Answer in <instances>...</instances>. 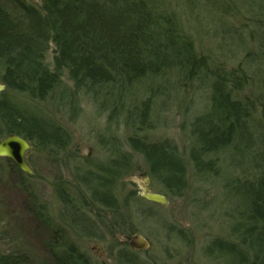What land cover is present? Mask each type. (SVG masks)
<instances>
[{"label":"rangeland","instance_id":"obj_1","mask_svg":"<svg viewBox=\"0 0 264 264\" xmlns=\"http://www.w3.org/2000/svg\"><path fill=\"white\" fill-rule=\"evenodd\" d=\"M23 2L0 0L10 19L24 17L26 4L43 10V0ZM156 3L161 16L174 21L180 40L194 43L198 57L221 61L226 78L242 77L238 78L243 80L241 86L240 81L234 84L235 98L247 99L253 88L264 102V53L256 49L262 40L261 27L255 22L257 15L264 16V0ZM47 24L53 36L50 19ZM54 49L55 43L50 41L48 51L42 52L45 70L57 74L46 99L38 101L7 88L0 93V99L12 102L14 110L42 114L64 135L62 148L52 145L28 152L32 174L0 158V255L20 253L29 264H59L57 257L72 250L82 253L83 262L69 255L67 261L61 259L63 264L264 261V195L259 192L264 187V167L258 166L264 165V159L256 161L254 157L264 156V123L259 111L263 104L258 98H251L258 103V120L234 115V123L238 119L241 127L230 140L216 141L217 132L209 130L213 129L210 122L216 127L211 97H215L218 74L207 63L169 57L157 61L160 67L155 63L157 71L147 79L125 84L116 78L117 82L112 80L108 86L102 82L90 86L72 79L65 65L58 63ZM115 105L116 111L109 108ZM242 107L244 115L248 106ZM137 112L148 115V126L138 125ZM210 135L216 142L208 143ZM130 137L166 145L171 157L184 167L182 172L169 173L180 181L174 194L151 177V191L166 194L167 205L142 198L147 161L142 151L130 144ZM123 157L131 163L126 173L121 170ZM196 158L201 161L199 171L194 169ZM92 178L96 182L101 178L99 190L109 197L104 206L93 203ZM249 180L253 184L249 183L248 191ZM257 192L263 196L256 198ZM239 220L243 224L236 228ZM137 234L149 242L148 247L134 241ZM231 243L239 253L232 252Z\"/></svg>","mask_w":264,"mask_h":264},{"label":"trees","instance_id":"obj_2","mask_svg":"<svg viewBox=\"0 0 264 264\" xmlns=\"http://www.w3.org/2000/svg\"><path fill=\"white\" fill-rule=\"evenodd\" d=\"M17 1L23 5L25 0ZM24 7L26 8L24 17L10 19L0 4V79L7 85V90L27 93L38 101L46 99L48 92L53 90L56 83L53 77L57 74H48L42 62L44 59L42 52L48 51L50 41L55 43L54 55L58 63L62 62L65 65L72 79L79 84L88 83L87 85L90 86L98 85L99 82L108 86L112 80L116 83L117 79L125 84L147 79L160 67L157 61H166L169 57H178L184 61L192 59L202 65L208 63L207 57L197 56L196 47L191 40H180L176 30L173 29L174 21L171 17L165 19L156 10L158 7L156 0H43V10H36L28 4ZM49 19L54 31L53 36H50L47 24ZM260 36L264 39L262 30ZM185 50L187 54L184 53ZM200 69L204 68L200 67ZM161 71L158 72L165 75L166 72ZM194 74L190 72V75ZM232 78L234 77L228 79ZM237 81H240V85L243 82L241 79H235L232 84ZM213 91L215 97H211V104L215 113L218 114L217 111L223 109L221 124L234 123V115L238 117L239 113L243 112L240 111L241 108L243 109L242 106H248L246 116L248 110L254 108L248 98L238 99L240 102H231L232 98H229L228 94L230 92L224 86ZM105 93L107 94L108 91ZM109 108L115 111L117 109L116 105ZM134 116L138 118L139 126H148V115L137 112ZM210 125L215 127L212 122ZM9 133L25 136L38 148L52 145L62 148L64 143L61 141L64 135L58 125L42 114L26 109L24 112L16 111L12 102L1 98L0 139ZM229 134L230 132H217L215 140H227L230 138ZM134 138L136 137H130L129 142L136 150L142 151L147 161L146 173L167 188V192L177 193L180 187V184H177L180 181L169 173L182 172L184 167L171 157L166 145H154L143 137H140V141ZM213 140L210 135L208 143L216 142ZM55 149L59 148L55 147ZM123 158L121 170L126 173L131 163L126 157ZM258 166L262 165L258 163ZM101 178L106 177L101 176ZM101 178H98L97 182L92 178L93 187L90 189L93 203L104 206L105 201H109V197L103 196L99 190L98 182ZM253 182L257 183L258 179ZM249 183L253 184L250 180L247 182L248 191L251 188ZM251 191L249 195L252 194ZM259 192L264 195V187ZM263 195L257 192L256 198ZM138 199L141 202V199ZM250 203L254 208L255 204L252 201ZM256 209L259 211L258 207ZM248 232H251V229H248ZM246 236L248 233L245 232ZM228 247L233 248L232 252L239 253L235 245L232 244L231 247L229 244ZM72 252L68 255H59L57 257L59 264H63L61 259L67 261L66 256L69 255H75L81 263L83 262L82 253L73 250ZM243 257L248 260V253ZM263 262L256 258L252 264H263ZM0 264H29V262L24 256H20V253H9L0 255Z\"/></svg>","mask_w":264,"mask_h":264},{"label":"bare ground","instance_id":"obj_3","mask_svg":"<svg viewBox=\"0 0 264 264\" xmlns=\"http://www.w3.org/2000/svg\"><path fill=\"white\" fill-rule=\"evenodd\" d=\"M255 22L258 24V26L259 27H264V16H260V15H257V17H256V20H255ZM264 28H261L260 30H263ZM253 30V29H252ZM258 29H255V31H257ZM249 31H251V30H249ZM264 32V31H263ZM248 36H252V37H255V35L253 34V33H248ZM264 36V35H263ZM262 40V45H258L257 47H256V49H258V52L259 53H264V39H261ZM209 57H214V55H212V56H209ZM208 63V65H209V67L212 69V68H214L215 69V74H218V75H216V77H215V81H214V87H213V89L215 90V89H217V88H219L220 86H224L226 89H227V91L228 92H230V94H231V96H232V99H231V102H240V101H238V99L237 98H235V96H234V94L233 93H235V89H234V85L232 84L233 83V81L235 80V79H238V78H242V77H237V76H235L234 78H232V79H228V78H226L225 77V75H224V70H225V66L223 65V63H221V61H219V60H215L214 58H212V59H210V61H207ZM245 78V80L247 79V77H244ZM243 78V79H244ZM241 86V85H240ZM249 86V85H248ZM241 90H239V92H240ZM13 92H15V93H19L17 90H14ZM254 95H256V96H254ZM148 96H150L151 98L154 96H152V95H148ZM259 96L260 95H258V97H257V94H256V91H255V89H253L252 88V92H251V94H250V96L249 97H247L248 98V100L250 101V102H252V107H254V108H251V109H249L248 110V116L252 119V117L253 118H255L256 120H258V118H257V116H256V113H257V111H256V107H257V105H258V103H260L261 102V100L259 99ZM234 97V98H233ZM230 98V97H229ZM251 98H255V99H257L258 98V100H259V102L257 103L256 101H252V99ZM261 104H263V106H264V102H261ZM259 111H261L262 112V116H261V118H262V123H264V112H263V110H261V109H259ZM222 112H223V109L221 108L219 111H217V113L218 114H215V118H216V122H217V126L216 127H214L213 129H211V130H209L211 133H213L214 134V132H222V133H229L230 132V134H229V137L231 138V137H233V135L235 134V131L236 130H238L241 126H240V124H239V121H238V119H237V121L235 122V123H232V124H227V123H224V124H221V121H223L222 119L220 120V118H221V115H222ZM259 113V112H258ZM260 114V113H259ZM239 116H246L245 115V112H244V115H243V112L242 113H239ZM250 121H253V120H250ZM254 126H257L258 125V123H256L255 121H254V124H253ZM264 125V124H263ZM218 127H219V129H218ZM249 136L252 138L253 137V132L252 131H250L249 132ZM212 136V135H211ZM262 138V141H264V136H262L261 137ZM232 144H234V140L232 141V143H230V145L231 146H233ZM235 146V145H234ZM168 149H169V147H167ZM255 157V159H259V158H262V159H264V156L263 157H257V156H254ZM201 163V161L198 159V158H196V160L194 161V169L195 170H197L198 169V171H199V164ZM261 167H264V165L263 166H261ZM180 184V182L177 184V185H179ZM173 188H175V187H173ZM166 189L167 188H165V191H166ZM170 193H172V194H174L172 191H169ZM249 221V220H248ZM243 224V222H241V220H239V221H237L236 223H235V227L236 228H238L240 225H242ZM256 229V228H255ZM121 245V244H120Z\"/></svg>","mask_w":264,"mask_h":264},{"label":"water","instance_id":"obj_4","mask_svg":"<svg viewBox=\"0 0 264 264\" xmlns=\"http://www.w3.org/2000/svg\"><path fill=\"white\" fill-rule=\"evenodd\" d=\"M4 88L5 86L2 83H0V91L3 90ZM31 147L32 146L24 138H22L19 135L12 134L0 142V156H6L12 158L22 170L28 173H32L33 171L29 167L25 159V152ZM144 183L145 186L143 188L142 195L145 198L162 204L168 203V200L164 195L150 191L148 187L149 178L144 180ZM134 241L143 242L142 246L144 247L149 246V242L141 235L135 236Z\"/></svg>","mask_w":264,"mask_h":264}]
</instances>
